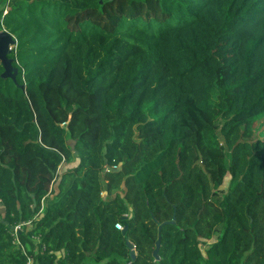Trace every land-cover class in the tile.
<instances>
[{
    "label": "trees",
    "instance_id": "16d2710c",
    "mask_svg": "<svg viewBox=\"0 0 264 264\" xmlns=\"http://www.w3.org/2000/svg\"><path fill=\"white\" fill-rule=\"evenodd\" d=\"M1 32L0 264H264V0H0Z\"/></svg>",
    "mask_w": 264,
    "mask_h": 264
},
{
    "label": "water",
    "instance_id": "95a60500",
    "mask_svg": "<svg viewBox=\"0 0 264 264\" xmlns=\"http://www.w3.org/2000/svg\"><path fill=\"white\" fill-rule=\"evenodd\" d=\"M12 42V36L6 32H1L0 33V60H2L4 67L8 70L12 67V61L8 58L9 55V47ZM175 219L171 222H167L165 224H174ZM127 229L123 231L124 234H126ZM126 244L128 248L130 249V257L132 261L136 260V250L135 247L130 243V240H126ZM160 247H161V227L159 229V239L156 244V250L154 251V257L156 260H160L159 252H160Z\"/></svg>",
    "mask_w": 264,
    "mask_h": 264
},
{
    "label": "built area",
    "instance_id": "2783aa9c",
    "mask_svg": "<svg viewBox=\"0 0 264 264\" xmlns=\"http://www.w3.org/2000/svg\"><path fill=\"white\" fill-rule=\"evenodd\" d=\"M11 36H12V42H11L10 47H9V54H16V51H17V40H16V38L13 35H11ZM0 203H1V201H0ZM27 224L29 225V224H31V222L19 225V226H17L14 229V236L16 237V240L18 239L19 231H21ZM116 227L119 230H123V227L120 224L116 225Z\"/></svg>",
    "mask_w": 264,
    "mask_h": 264
},
{
    "label": "rangeland",
    "instance_id": "374dc122",
    "mask_svg": "<svg viewBox=\"0 0 264 264\" xmlns=\"http://www.w3.org/2000/svg\"><path fill=\"white\" fill-rule=\"evenodd\" d=\"M16 69L12 66L10 69L7 70V75H13L15 73ZM263 121V120H262ZM69 144L70 145H73V143L71 141H69ZM73 165V164H71ZM69 166L66 167V169L68 168ZM71 167V166H70ZM62 171H63V168H62Z\"/></svg>",
    "mask_w": 264,
    "mask_h": 264
}]
</instances>
